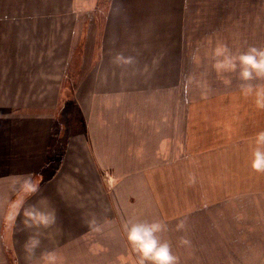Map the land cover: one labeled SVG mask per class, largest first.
Masks as SVG:
<instances>
[{
	"label": "crops",
	"instance_id": "obj_1",
	"mask_svg": "<svg viewBox=\"0 0 264 264\" xmlns=\"http://www.w3.org/2000/svg\"><path fill=\"white\" fill-rule=\"evenodd\" d=\"M221 46L264 50V0H0L3 66L33 68L1 77L0 264L32 237L31 264H139L125 225L154 222L178 264H264V76L218 72ZM65 81L82 127L52 139ZM17 199L54 222L12 223Z\"/></svg>",
	"mask_w": 264,
	"mask_h": 264
},
{
	"label": "clouds",
	"instance_id": "obj_2",
	"mask_svg": "<svg viewBox=\"0 0 264 264\" xmlns=\"http://www.w3.org/2000/svg\"><path fill=\"white\" fill-rule=\"evenodd\" d=\"M217 57L223 56V60H218L215 68L218 72L223 70H235L237 61L240 67V76L244 81L251 80L254 76H264V50L250 48L247 53L238 57L231 56L227 48L221 46L216 49ZM117 60H122L124 63H131V59L124 60L122 57H117ZM250 91V89H249ZM258 146H264V131H261L256 136ZM252 168L257 172H264V150L257 147L253 153ZM37 190V185L30 179H26L22 185L24 193H34ZM16 212L11 215L12 223H16L18 217L23 216L22 223L26 228L32 226L47 227L54 222V217L41 213L36 208L23 209L22 200L17 199L14 202ZM164 226L159 222L151 224L135 223L125 225L127 240L132 246L140 259L139 264H145V261H152L153 264H178L177 258L171 254L170 247L167 243H161L157 237V233L163 230ZM39 240L32 237L25 244V251L29 254L26 256V261L31 264V256L34 255L35 249L39 246ZM187 243V241H182ZM39 264H57V256L55 252L42 253Z\"/></svg>",
	"mask_w": 264,
	"mask_h": 264
},
{
	"label": "rangeland",
	"instance_id": "obj_3",
	"mask_svg": "<svg viewBox=\"0 0 264 264\" xmlns=\"http://www.w3.org/2000/svg\"><path fill=\"white\" fill-rule=\"evenodd\" d=\"M74 43L77 42V47L75 49H78V51H74L72 56L69 58L72 62L80 61V37H77L74 35ZM74 45V44H73ZM17 54V53H15ZM5 53L0 52V100L1 99H11L13 98L14 101L18 102L19 99L17 96H12V86L10 84H3L1 82V77L4 75H12V74H19L23 75L24 73L32 72L33 68H13V67H4V63L7 61V58L5 57ZM2 60V63H1ZM11 62V61H8ZM70 71V69H69ZM72 71V70H71ZM73 73V72H72ZM11 87V88H10ZM72 85L70 83H67L65 81L62 86V95L61 98L58 100L57 105V111L55 114V120L53 122V132L55 136L52 137V139H58V140H64L65 137H67L69 134H75L77 132L81 131V116L80 112L77 109L76 103L73 101L71 97V90L70 88ZM3 102H11L10 100H3ZM56 132V133H55Z\"/></svg>",
	"mask_w": 264,
	"mask_h": 264
}]
</instances>
